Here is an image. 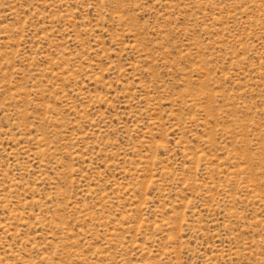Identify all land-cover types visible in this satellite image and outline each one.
<instances>
[{
	"label": "rangeland",
	"instance_id": "obj_1",
	"mask_svg": "<svg viewBox=\"0 0 264 264\" xmlns=\"http://www.w3.org/2000/svg\"><path fill=\"white\" fill-rule=\"evenodd\" d=\"M0 264H264V0H0Z\"/></svg>",
	"mask_w": 264,
	"mask_h": 264
}]
</instances>
